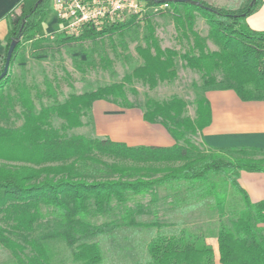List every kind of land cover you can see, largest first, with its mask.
I'll return each mask as SVG.
<instances>
[{"label": "trees", "instance_id": "obj_1", "mask_svg": "<svg viewBox=\"0 0 264 264\" xmlns=\"http://www.w3.org/2000/svg\"><path fill=\"white\" fill-rule=\"evenodd\" d=\"M39 1L22 0L17 10L8 15L9 32L0 76L10 45L14 41L17 45L9 73L0 81V117L8 118L4 102L11 101L12 97L4 96V88L12 83L13 65L24 43H32L39 50L48 41L41 30L50 21L45 14L49 0ZM139 1L148 9L168 4L177 22L194 36L199 53L179 54L172 48H162L149 18L145 17L146 46L137 47L143 64L122 82L85 94H73L65 102L44 107L38 113L29 89L20 87L17 99L23 108V124L20 127L0 125V216L3 215L6 224H0V245L11 251L19 264H51L47 247L30 239V235L39 221L53 218L64 227L58 236L74 248L76 264H104L98 243L79 242L80 236L90 234L91 211L103 215L111 211L113 202L126 205L143 200L159 189L172 198L168 203L172 210L194 211L200 203L213 201L219 214L220 264H264V200L253 202L239 182L242 173L264 174V157L231 154L264 151L209 147L211 150L206 154L194 156L193 145L187 138L210 126L212 110L207 99L197 102L195 119L184 117L187 103L179 97L162 103L148 102L144 120L164 127L176 141L172 147L128 146L109 138L65 135L84 126L82 118L97 102L134 109L128 100L126 85L139 81L153 90L161 83L174 81L178 77L177 59L186 68L199 72L204 85L214 91L232 90L243 102L264 101V31L254 30L247 21L262 6L263 0H247L239 8L219 7L205 0ZM197 14L207 22L209 38L217 50L208 51L206 41L194 30ZM136 20L134 16L105 26L101 31L86 29L78 38L54 33L52 47L59 50L74 41L122 33ZM215 73H221L223 79L218 81ZM47 92L56 98L50 83ZM53 117L64 122L62 129L52 126ZM232 192L240 196L242 206L237 219L229 226L224 218ZM126 214L129 219L130 212ZM105 230L102 227L101 231ZM207 238L201 229L160 232L149 242V258L145 264H216L215 250Z\"/></svg>", "mask_w": 264, "mask_h": 264}, {"label": "rangeland", "instance_id": "obj_2", "mask_svg": "<svg viewBox=\"0 0 264 264\" xmlns=\"http://www.w3.org/2000/svg\"><path fill=\"white\" fill-rule=\"evenodd\" d=\"M206 1L215 6L229 8H239L247 2V0ZM46 13L47 18L54 17L51 0L48 2ZM145 17L149 18L162 48H172L179 54L199 53L195 47L194 36L185 25L177 22L170 6L150 8L142 19L137 18L135 23L122 33L85 41H74L70 45L61 46L59 50L52 47L53 34L63 33L59 32V26L51 25V21H48L41 30L48 39L43 43L42 49L36 50L32 43H24V47L15 60L12 69V83L4 88V96L12 97L11 101L4 102L8 118L0 117V125L20 127L23 124V108L17 99L22 86L29 89L34 101L35 112L38 113L44 107L65 102L73 94H85L100 87L122 82L126 75L131 74L135 68L143 64L137 53V47L146 46L148 30ZM194 30L206 41L208 51L218 49L209 38V26L201 15H196ZM176 65L178 77L174 81L159 84L153 90L139 81L126 85L127 97L134 105V109H141L145 112L151 100L162 103L179 97L187 103L184 117L196 118L197 102L207 92L214 91V88L206 87L202 75L186 68L180 59L176 60ZM215 77L218 81L223 79L221 73H215ZM49 83L56 93V98L48 95ZM222 87L223 85L218 88ZM92 113L93 109L85 113L82 118L83 127L69 130L65 135L68 137L83 135L89 139H95ZM51 124L57 129H62L64 126V122L57 117L52 118ZM200 134H189L187 138V142L193 145L191 150L194 149L192 152L194 156L201 153L206 154L211 150L206 143L201 142ZM181 144L186 143L181 142ZM231 154L256 159L264 157L262 152H249L247 155L236 152H231ZM103 159L109 163L114 162L109 158ZM244 186L252 191L249 185L244 183ZM171 200L172 198L167 197V193L158 189L153 195L143 200L130 201L126 205L113 202L111 211L103 215L92 210L90 234L85 237L80 236L79 242L98 243L103 251L104 264H145L149 258V242L158 233L201 229L208 237L207 242L215 250L216 264H220L217 241L219 214L213 206V201L200 203L197 209L192 211L170 209L168 203ZM138 203L141 207H138ZM241 206L240 196L232 192L224 218L227 225L231 226L237 219ZM127 211L130 212L129 219L126 218ZM4 220L1 215L0 224L2 226H6ZM102 227L106 229L103 232ZM63 230L64 227L58 219L39 221L30 239H35L47 247L51 264H76L73 258L74 248L58 236V233ZM27 254L32 255L30 250ZM0 264H19L11 251L2 245H0Z\"/></svg>", "mask_w": 264, "mask_h": 264}, {"label": "crops", "instance_id": "obj_3", "mask_svg": "<svg viewBox=\"0 0 264 264\" xmlns=\"http://www.w3.org/2000/svg\"><path fill=\"white\" fill-rule=\"evenodd\" d=\"M21 2L0 0V69L9 32L8 15L16 11ZM49 19L51 25H57L55 16ZM247 21L254 30L264 31V0ZM203 98L210 102L212 122L200 134L201 142L219 150L255 148L264 151V101L243 102L232 90L210 91ZM92 115L95 138H109L128 146L172 147L176 144L164 127L146 122L141 109H125L100 101L95 103ZM239 182L253 202L264 200L263 173H242Z\"/></svg>", "mask_w": 264, "mask_h": 264}, {"label": "built area", "instance_id": "obj_4", "mask_svg": "<svg viewBox=\"0 0 264 264\" xmlns=\"http://www.w3.org/2000/svg\"><path fill=\"white\" fill-rule=\"evenodd\" d=\"M51 3L59 32L72 38L82 36L86 29L101 31L134 16L140 19L149 10L139 0H51Z\"/></svg>", "mask_w": 264, "mask_h": 264}, {"label": "water", "instance_id": "obj_5", "mask_svg": "<svg viewBox=\"0 0 264 264\" xmlns=\"http://www.w3.org/2000/svg\"><path fill=\"white\" fill-rule=\"evenodd\" d=\"M43 0H40V2H42ZM183 1H186V0H183ZM16 45H17V42L14 41L12 42V44L10 45L9 49H8V52H7V56H6V62H5V66H4V70L0 76V81L7 76V74L9 73V69H10V63H11V60H12V56H13V53L15 51V48H16Z\"/></svg>", "mask_w": 264, "mask_h": 264}]
</instances>
